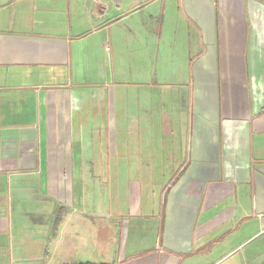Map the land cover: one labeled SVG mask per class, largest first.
Returning a JSON list of instances; mask_svg holds the SVG:
<instances>
[{"label":"crops","instance_id":"obj_1","mask_svg":"<svg viewBox=\"0 0 264 264\" xmlns=\"http://www.w3.org/2000/svg\"><path fill=\"white\" fill-rule=\"evenodd\" d=\"M0 264H264V0H0Z\"/></svg>","mask_w":264,"mask_h":264},{"label":"rangeland","instance_id":"obj_2","mask_svg":"<svg viewBox=\"0 0 264 264\" xmlns=\"http://www.w3.org/2000/svg\"><path fill=\"white\" fill-rule=\"evenodd\" d=\"M174 46L176 47V49L179 48L180 47V42H175L174 43ZM135 48H137V47L134 45V47H132V50L131 51L128 50V55L129 56H132L133 54H135V51H136ZM134 63H135V66L137 65V69H139L138 72H140L141 75L140 74H137V77L131 75L130 72L132 71L131 70L132 68L128 65L126 67V69L129 72L126 75H124V78L125 79L130 80V79L137 78L138 79V82H142L143 83V81H145L146 78H149V77L151 78V76L147 75V73L145 74V73L142 72V69H143V67H145V64H146V67L149 68L147 66V62H146L145 58L142 56V53L141 54L139 53L138 58H137V60L134 61ZM108 76H109V79H114L115 81H121V79L119 77L115 76V74H112V71H110V75H108ZM154 77L155 76H152V79H154ZM94 78H95V80H99L100 79V78H97L96 76ZM86 80H88L87 77H86ZM162 109L164 110L165 108L164 107L163 108H161V107H153L154 113L153 112L152 113L153 114H155L156 112L157 113H160V111ZM171 109L172 108H169L167 110H171ZM128 110H130V109L128 108ZM151 110H152V108L149 107V106H144V105L143 106H139L137 108V114L138 115H141V114H151ZM131 126H132V124H129V127L130 128H131ZM130 130L132 132L131 134H134V131L132 129H130ZM117 131L119 132L121 130L120 129H117ZM102 132H103V135H104L103 137L104 138L101 141V144L98 143V145L96 146L95 153H94V156H93L94 164L101 163L103 161L102 159H108L107 158L108 157L107 156V153H109V155H110L109 158H113V160L114 159L121 158L120 155L113 156L114 155L113 154L114 153V148L113 147L116 146V145H113L112 144L111 139L108 140V139L105 138V136L107 135V128H104V130ZM98 135H99V137L101 136V129H98L95 132V136H98ZM123 137H120L119 139L121 140ZM117 143H118L117 151H118V149H121V151L122 150H127L126 149L125 141H123V140L119 141L118 140ZM127 148H129V146H127ZM131 149H135V148L131 147ZM119 152H120V150H119ZM126 155H127V152H126ZM100 169L101 168H98V169L94 170V172H93L94 185L92 186L93 187V193H92V195H93V201H94V203L98 199H100L102 192L106 188V186L104 188H101V186L103 185V182L101 184H99L97 182L99 180L100 181H103L104 180V185H106V179H109V181L107 183L111 182L112 184H113V181L115 180V173L116 172H113V171L106 172V171H102ZM107 173H108V175H107ZM98 187H100L101 190H100V188L98 189Z\"/></svg>","mask_w":264,"mask_h":264},{"label":"built area","instance_id":"obj_3","mask_svg":"<svg viewBox=\"0 0 264 264\" xmlns=\"http://www.w3.org/2000/svg\"><path fill=\"white\" fill-rule=\"evenodd\" d=\"M94 1H96L97 3L99 2V0H94Z\"/></svg>","mask_w":264,"mask_h":264}]
</instances>
